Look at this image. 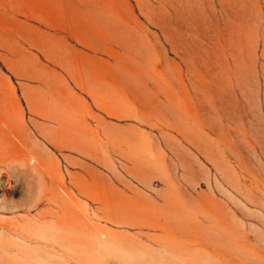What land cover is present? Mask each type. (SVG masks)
<instances>
[{
	"label": "rangeland",
	"instance_id": "1",
	"mask_svg": "<svg viewBox=\"0 0 264 264\" xmlns=\"http://www.w3.org/2000/svg\"><path fill=\"white\" fill-rule=\"evenodd\" d=\"M0 264H264V0H0Z\"/></svg>",
	"mask_w": 264,
	"mask_h": 264
},
{
	"label": "crops",
	"instance_id": "2",
	"mask_svg": "<svg viewBox=\"0 0 264 264\" xmlns=\"http://www.w3.org/2000/svg\"><path fill=\"white\" fill-rule=\"evenodd\" d=\"M20 13H25V9L24 8H21V9H18ZM106 29L107 27H102V26H96L92 29L91 32H88V36H86V34H84V37L83 39L86 40V39H91L93 42L97 43L99 42L100 39H102L103 37H107V32H106ZM67 33L69 34H72L71 30H68ZM56 34L54 31H48L47 33H44L42 34L44 38L46 39H54L56 37ZM98 61V59L96 60ZM92 67L93 65H89V67L85 66L84 70L86 71L84 74L82 75H85V76H92L94 75V73H91L90 71H92ZM98 73V72H97ZM68 75H79V73H67ZM81 75V76H82ZM104 90V87L103 85H97V86H94L92 88L89 89V92H91L92 94H99V93H102Z\"/></svg>",
	"mask_w": 264,
	"mask_h": 264
}]
</instances>
